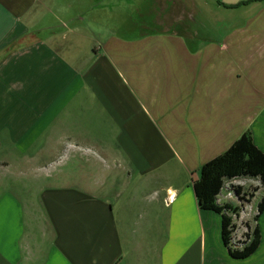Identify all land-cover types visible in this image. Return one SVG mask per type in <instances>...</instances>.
Listing matches in <instances>:
<instances>
[{
  "label": "crops",
  "instance_id": "1",
  "mask_svg": "<svg viewBox=\"0 0 264 264\" xmlns=\"http://www.w3.org/2000/svg\"><path fill=\"white\" fill-rule=\"evenodd\" d=\"M247 131L264 0H0V264H264V211L236 259L194 190Z\"/></svg>",
  "mask_w": 264,
  "mask_h": 264
},
{
  "label": "trees",
  "instance_id": "2",
  "mask_svg": "<svg viewBox=\"0 0 264 264\" xmlns=\"http://www.w3.org/2000/svg\"><path fill=\"white\" fill-rule=\"evenodd\" d=\"M241 178L258 180L256 190L261 189L262 197L253 217L255 226L251 222L247 223L244 239L233 243L241 206L250 202L253 194L244 192L242 187L231 188L242 202L241 205L220 203L218 196L228 182ZM194 190L201 209L221 215L222 239L230 255L236 259L251 256L259 247L261 237L257 221L264 211V153L254 144L250 131L245 132L226 152L200 168L199 177L194 181Z\"/></svg>",
  "mask_w": 264,
  "mask_h": 264
},
{
  "label": "rangeland",
  "instance_id": "3",
  "mask_svg": "<svg viewBox=\"0 0 264 264\" xmlns=\"http://www.w3.org/2000/svg\"><path fill=\"white\" fill-rule=\"evenodd\" d=\"M143 9H144L143 15L139 16V18L140 19H146V21L150 24L151 21H148V19L149 18L152 19L155 16L154 9H153V7L150 8L149 6H144ZM169 18L171 19V17H169ZM250 191H251L250 194H253V197L251 199L253 201L255 200L254 201V209L252 211L249 210L250 211L249 215L241 214V216H240V220L238 221L240 231L238 232V234L236 236L237 240H240V241H242L244 239V235L247 232V228H246L247 223L251 222L252 226H255V222H253V216L255 215V211L257 209V204L261 199L260 198L261 192L256 193L257 190H256L255 186H252Z\"/></svg>",
  "mask_w": 264,
  "mask_h": 264
},
{
  "label": "built area",
  "instance_id": "4",
  "mask_svg": "<svg viewBox=\"0 0 264 264\" xmlns=\"http://www.w3.org/2000/svg\"><path fill=\"white\" fill-rule=\"evenodd\" d=\"M245 186V182L241 179H234V180H231L230 182H228L225 186V188L223 190L226 191L227 193V197H223L222 193L219 195V201H222L224 199V203L229 201V199L233 198V197H237L236 196V193L231 189V188H235V187H243ZM222 198V199H221ZM238 198V197H237ZM237 236V229L234 233V238H233V243H236L237 241H240V240H237L236 238Z\"/></svg>",
  "mask_w": 264,
  "mask_h": 264
}]
</instances>
